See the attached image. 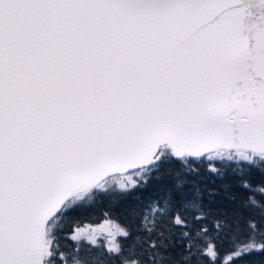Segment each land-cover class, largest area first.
Returning <instances> with one entry per match:
<instances>
[{"label":"snow or ice","instance_id":"1","mask_svg":"<svg viewBox=\"0 0 264 264\" xmlns=\"http://www.w3.org/2000/svg\"><path fill=\"white\" fill-rule=\"evenodd\" d=\"M0 264H264V0H0Z\"/></svg>","mask_w":264,"mask_h":264},{"label":"trees","instance_id":"2","mask_svg":"<svg viewBox=\"0 0 264 264\" xmlns=\"http://www.w3.org/2000/svg\"><path fill=\"white\" fill-rule=\"evenodd\" d=\"M257 179H258V178H257ZM101 210H102V209H98V210H97V214H99V211H101Z\"/></svg>","mask_w":264,"mask_h":264}]
</instances>
